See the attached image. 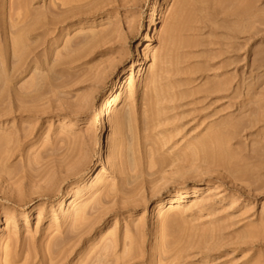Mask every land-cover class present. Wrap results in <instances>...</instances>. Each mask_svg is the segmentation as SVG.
<instances>
[{"label":"rangeland","instance_id":"374dc122","mask_svg":"<svg viewBox=\"0 0 264 264\" xmlns=\"http://www.w3.org/2000/svg\"><path fill=\"white\" fill-rule=\"evenodd\" d=\"M87 1L0 0V264H264V0Z\"/></svg>","mask_w":264,"mask_h":264},{"label":"bare ground","instance_id":"6f19581e","mask_svg":"<svg viewBox=\"0 0 264 264\" xmlns=\"http://www.w3.org/2000/svg\"><path fill=\"white\" fill-rule=\"evenodd\" d=\"M87 3H86V2ZM60 4L58 5V8L57 9H59L60 11H59V13L62 11L64 14H65V17H64V19L65 20H67V18H68V16H70V15H73L74 13H76V11H79L81 8H84V6H87L88 5V1L87 0H60ZM89 4H90V2H89ZM50 8V7H49ZM48 8V9H49ZM23 9H24V6H23ZM52 9V10H51ZM50 10V12L47 10L46 12H47V14H48V12H49V14L52 12L53 13V15H55L56 14V10H55V12L53 11L54 9L53 8H51ZM26 10V9H25ZM53 15H51L50 14V16L51 17H48V19H47V21H44V22H37V20H35V21H33V24L31 23V21H29V20H27V18H26V16H25V18L26 19H23V20H25V21H29L28 23H26L25 24V21H23V22H20V20H19V23H17V24H15V36H14V45H15V51H14V59L13 60H15L13 63V65L14 66H12V72L11 73H13V77L15 78V80L17 79V81H18V78L24 73V72H27V71H29L30 69H31V62H32V59H30V56H31V54L33 53V50H34V48L33 47H31V49H26L25 51H24V49H25V47H24V49H23V46H25V45H23L25 42H24V39H23V33L26 35V37H32V36H36L37 34H40L39 32L37 33V32H35L38 28H39V23L41 24V25H43V26H47V25H49V24H51V23H55V19H54V17H52ZM60 15H62L61 13H60ZM76 15V14H75ZM34 20V19H33ZM20 23H24L23 25H21ZM29 24V25H28ZM41 25H40V27H41ZM252 27V26H251ZM251 27L249 28V31L251 32L252 30H251ZM43 34V33H42ZM252 34H253V32H252ZM44 35V34H43ZM38 36V35H37ZM40 37H41V34H40ZM44 38V37H43ZM26 40V39H25ZM29 44H30V40H28L27 41ZM26 42V43H27ZM27 47V46H26ZM36 55V54H35ZM34 60H35V58H33ZM44 77V75L42 76V79H44L43 78ZM44 81V80H43ZM39 82H41V81H39ZM16 84V83H15ZM14 84V85H15ZM44 84H46V82L45 83H39L38 85H36V86H38V87H31V86H28V87H25V90H23L22 88H24V87H21V88H19V89H17L18 91H17V93L15 94L16 96H14L15 98H14V101L16 102V104H17V109H18V111L19 112H21L22 111V109H21V106H22V104H25L26 102H29V101H31V100H33L34 99V97L35 96H38V97H40L39 95L41 94L42 95V92L44 93V90H45V85ZM121 86H122V81L120 80V81H118V83H117V88H121ZM20 90V91H19ZM24 92H23V91ZM43 90V91H42ZM24 94V95H23ZM26 98H28V99H26ZM31 98V99H30ZM36 98L37 97H35V101H38V100H36ZM29 100V101H28ZM31 101L32 103L33 102H35V101ZM26 101V102H25ZM0 102H1V104H2V101L0 100ZM18 102H23L22 104H20V103H18ZM26 105V104H25ZM35 105V104H34ZM30 106V105H29ZM29 106H26V107H29ZM33 106V105H32ZM23 107V106H22ZM24 108H25V106H24ZM33 108V107H32ZM4 109V108H3ZM29 110V109H28ZM2 111H5V110H1V112ZM17 111V110H16ZM3 113V112H2ZM6 113V112H5ZM1 115H3V114H1ZM0 142H1V144L3 145V143L5 142H7V139H6V141H5V139H4V137H2L1 139H0ZM0 144V147L2 146ZM202 146H206V143L203 145L202 144ZM182 195V194H181ZM183 196H180V198H179V201H182L183 199ZM162 204V202H160L159 203V206ZM178 204V203H177Z\"/></svg>","mask_w":264,"mask_h":264}]
</instances>
